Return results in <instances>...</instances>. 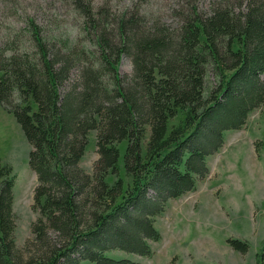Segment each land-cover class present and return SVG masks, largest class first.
I'll return each mask as SVG.
<instances>
[{
    "label": "trees",
    "instance_id": "1",
    "mask_svg": "<svg viewBox=\"0 0 264 264\" xmlns=\"http://www.w3.org/2000/svg\"><path fill=\"white\" fill-rule=\"evenodd\" d=\"M150 1L116 13L106 1L72 0L86 43L68 32L48 41L30 17L32 44L1 51L0 103L32 146L38 216L19 248L14 179L0 156V264H141L107 252L150 256V242L162 237L156 218L209 175L208 157L225 132L242 129L264 105V0H211L209 12L183 0L175 25L146 19ZM123 56L133 63L125 76ZM94 130L99 156L90 173L80 162Z\"/></svg>",
    "mask_w": 264,
    "mask_h": 264
},
{
    "label": "rangeland",
    "instance_id": "2",
    "mask_svg": "<svg viewBox=\"0 0 264 264\" xmlns=\"http://www.w3.org/2000/svg\"><path fill=\"white\" fill-rule=\"evenodd\" d=\"M71 1L0 0V53L8 51L6 47L13 43L22 47L32 44L27 25L30 17L41 26L42 36L48 41L60 38L57 36L59 32H68L79 35L80 44L86 43L84 34H81L83 20ZM93 1L96 4L106 1L113 12L119 13L133 0ZM197 3L200 9L210 11L211 0H198ZM181 4L183 0H151L143 6L142 13L146 19L159 18L175 25L183 10L184 4ZM78 71L73 72L74 78ZM132 71L131 58L123 56L119 64L120 74L125 76ZM74 78L61 86L63 93L74 85ZM183 118L181 112L170 120L169 127L179 124ZM248 119L250 126L245 134L253 142H236L234 139L232 146L230 135L233 133L235 137V130L226 131L227 144L210 156L211 170L207 178L198 181L194 191L170 200L165 212L156 218V227L162 237L159 241L150 242V256L121 250L108 251L107 255L129 257L141 264H264V105ZM96 135L95 130L90 132L89 143L80 162L81 167L90 173L99 156ZM127 143L124 140L118 146L121 174L129 183L131 179L124 169ZM31 148L15 115L0 103V156L3 165L11 169L10 176L14 179L15 240L19 248L32 237V223L38 216L32 208L37 175L29 164ZM114 179L110 176L108 180L112 183ZM228 238L246 241L248 250H235L227 242ZM78 264L93 262L84 259Z\"/></svg>",
    "mask_w": 264,
    "mask_h": 264
},
{
    "label": "crops",
    "instance_id": "3",
    "mask_svg": "<svg viewBox=\"0 0 264 264\" xmlns=\"http://www.w3.org/2000/svg\"><path fill=\"white\" fill-rule=\"evenodd\" d=\"M258 109V108H257ZM257 109H255V110H257ZM255 110H253L251 113H250V115H249V117L248 118H250L253 114H254V112H255ZM247 127H244L243 129H237V130H235V137L233 136V133H232V135H230V137L232 138V140H230V144L231 143H233V141H234V139L236 140V142H238V141H247L248 143H250V142H253L251 139H250V137H248V135H246L245 134V130H247L248 128H249V119L247 120ZM229 131V130H228ZM240 132H242V133H244V135H239V133ZM226 133V132H225ZM224 144H225V146H226V144H227V139H226V134H225V141H224ZM224 144H223V146H224ZM234 145V143L232 144V146ZM222 146V147H223ZM220 153V152H219ZM214 155V154H213ZM210 156H212V155H210ZM210 156L208 157V165H209V168H210V164H209V158H210ZM211 170V169H210ZM207 178V177H206ZM201 181V180H200ZM199 181V182H200ZM198 182V183H199ZM197 183V184H198ZM196 188H197V185H196ZM195 188V189H196ZM194 189V190H195ZM194 190H192V191H194ZM192 191H190V192H192ZM184 196V195H183Z\"/></svg>",
    "mask_w": 264,
    "mask_h": 264
}]
</instances>
